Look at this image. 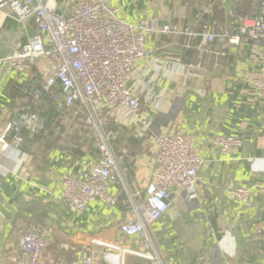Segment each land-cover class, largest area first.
<instances>
[{
  "label": "crops",
  "instance_id": "1",
  "mask_svg": "<svg viewBox=\"0 0 264 264\" xmlns=\"http://www.w3.org/2000/svg\"><path fill=\"white\" fill-rule=\"evenodd\" d=\"M77 0H49L55 10L69 14ZM251 0H110L120 19L135 23L143 17L160 24H177L215 35L248 10ZM231 12V14H230ZM37 32L33 20L18 22L0 13V56L21 47ZM200 37L185 46L184 34L151 35L149 58L136 63L126 83L150 121L148 130L137 124L110 122V142L123 182L113 183L114 205L90 202L83 213L70 211L61 200L63 174L76 178L98 158L85 136L83 113L73 106L61 115L51 105L40 106L45 129L23 131L24 142L10 157L0 155V264H23L18 235L42 229L49 239L43 261L76 264L80 255L97 259L118 252L119 224L127 218L123 188L140 199L156 170L157 145L152 133L181 130L205 160L196 180V196L173 188L167 211L156 220L151 235L163 264H264V97L248 81L260 68L259 47L248 37L236 46L215 39L203 45ZM191 64V67H188ZM46 61L26 72L0 65V132L20 107L30 102ZM218 135H239L242 146L222 154L214 143ZM11 141L10 135L7 137ZM123 151H125L123 153ZM249 188L251 208L228 198V190ZM123 187V188H122ZM122 248L137 246L127 237ZM125 264L146 260L126 254Z\"/></svg>",
  "mask_w": 264,
  "mask_h": 264
},
{
  "label": "built area",
  "instance_id": "2",
  "mask_svg": "<svg viewBox=\"0 0 264 264\" xmlns=\"http://www.w3.org/2000/svg\"><path fill=\"white\" fill-rule=\"evenodd\" d=\"M3 11L20 23L33 20L37 32L21 47L0 56V65L18 72H26L38 62L46 61V65L38 86L30 92V102L4 124L0 155L9 158L11 150L21 147L23 131L33 134L45 129L39 110L45 101L52 104L57 115L75 106V114H84V134L98 150V158L80 178L63 174L60 179V198L72 212L83 213L93 201L109 205L117 202L110 187L123 182V172L118 169L110 144L115 133L106 130V125L137 124L143 131L150 127L138 97L126 84L134 75L136 63L149 58L146 48L149 36L184 34L188 47L200 37L202 42L196 46L199 54L204 51V44L215 39L232 46L238 45L243 37L252 39L259 47L261 66L250 71L248 81L257 95L264 97V0H251L248 10L235 16V21L217 35L189 26L160 24L156 18L126 22L120 19L118 8L110 0H77L69 14L58 13L49 0H0V13ZM151 138L157 145L153 180L140 199L138 192L122 187L128 205L127 218L119 224L117 245L104 244L120 251H105L100 259L83 254L76 264H125L126 254L146 260L145 264H163L150 228L167 211L173 188L195 198L196 180L205 160L193 140L181 130L152 133ZM213 141L224 155L243 144L239 135H218ZM259 191L264 193V184L259 185ZM227 196L246 208L252 207L249 188L234 187ZM127 237H136V248L119 245ZM17 244L23 264H64L41 260L49 245L42 229L22 231Z\"/></svg>",
  "mask_w": 264,
  "mask_h": 264
},
{
  "label": "trees",
  "instance_id": "3",
  "mask_svg": "<svg viewBox=\"0 0 264 264\" xmlns=\"http://www.w3.org/2000/svg\"><path fill=\"white\" fill-rule=\"evenodd\" d=\"M45 102H47V101H45ZM45 102H44V103H45ZM48 103H49V104L51 105V107H52L53 114H56V113L54 112V109H53L52 104H51L50 102H47V104H48ZM56 115H57V114H56Z\"/></svg>",
  "mask_w": 264,
  "mask_h": 264
}]
</instances>
